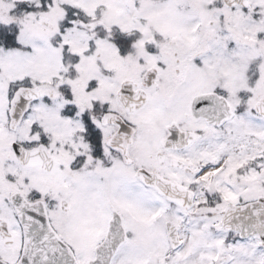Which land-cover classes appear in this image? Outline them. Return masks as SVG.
I'll return each mask as SVG.
<instances>
[{"label": "snow or ice", "instance_id": "snow-or-ice-1", "mask_svg": "<svg viewBox=\"0 0 264 264\" xmlns=\"http://www.w3.org/2000/svg\"><path fill=\"white\" fill-rule=\"evenodd\" d=\"M0 264H264V0H0Z\"/></svg>", "mask_w": 264, "mask_h": 264}]
</instances>
